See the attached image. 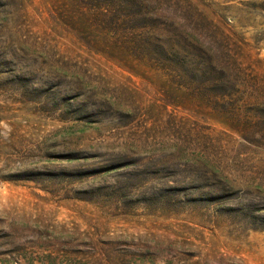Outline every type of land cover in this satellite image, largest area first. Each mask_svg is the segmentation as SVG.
Listing matches in <instances>:
<instances>
[{
  "label": "rangeland",
  "instance_id": "1",
  "mask_svg": "<svg viewBox=\"0 0 264 264\" xmlns=\"http://www.w3.org/2000/svg\"><path fill=\"white\" fill-rule=\"evenodd\" d=\"M0 264H264V0H0Z\"/></svg>",
  "mask_w": 264,
  "mask_h": 264
}]
</instances>
